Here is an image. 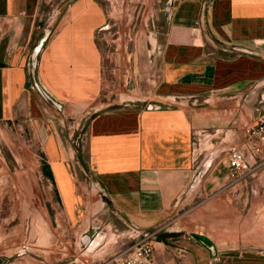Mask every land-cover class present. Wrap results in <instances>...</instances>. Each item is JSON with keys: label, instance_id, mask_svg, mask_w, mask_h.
<instances>
[{"label": "crops", "instance_id": "0c3cea01", "mask_svg": "<svg viewBox=\"0 0 264 264\" xmlns=\"http://www.w3.org/2000/svg\"><path fill=\"white\" fill-rule=\"evenodd\" d=\"M41 2L0 0V125L27 116L41 139L29 202L46 215L47 205L60 208L65 226L81 231L88 262L111 251L101 243L107 230L90 231L83 209L89 198L101 207L103 195L117 221L111 232L123 225L143 232L187 205L188 240L181 228L156 237L153 264H264V171L252 160L238 178L229 167L240 132L264 114V0H167L148 39L149 96L130 108L102 98L98 35L108 16L101 0H66L59 16L46 19L48 38L33 67ZM148 101L160 107L147 109ZM67 113L77 122L90 114L82 166L71 144L75 127L66 136L54 124ZM1 185L0 204L8 193Z\"/></svg>", "mask_w": 264, "mask_h": 264}, {"label": "rangeland", "instance_id": "374dc122", "mask_svg": "<svg viewBox=\"0 0 264 264\" xmlns=\"http://www.w3.org/2000/svg\"><path fill=\"white\" fill-rule=\"evenodd\" d=\"M101 1L108 16L106 30L100 31L98 35L106 78L102 98L109 101V106L114 108H130L144 104L152 87L147 76L151 64L148 61V53L151 51L148 39L155 34L151 25L155 26L157 22H162L164 4L167 0ZM65 3L66 0H42L41 20H38L40 28L35 43L43 35L44 28L48 29L45 27L46 21L52 15L59 16ZM135 52L139 55L137 61ZM61 116L62 120L53 119L54 124L59 120L60 126L57 125V128L62 129L66 136L70 134V128L75 127L71 135V144L78 149L77 159L82 166L85 163L80 152L90 114L84 115L78 122L74 114L67 113L64 117L62 114ZM40 144V136L27 116H16L11 122L0 125V183L8 191L0 204V256L9 258L6 264H80L81 260H87L86 264L93 263L95 261L88 262L90 257L87 253H82L81 231L76 227L65 226L59 207L56 210L47 205L46 215L40 210L39 205L29 202L34 198L32 180L34 178L35 181L34 175L40 164L35 155L39 154ZM83 191L86 192L87 200L93 192V187L88 185ZM94 195L97 197L98 193ZM14 197L18 203H13ZM101 198L104 201L101 207L94 199L89 198L83 209L86 208L90 215V223L94 226L90 231L104 229L108 232L101 240V243L106 241L111 250L103 257L106 258L131 245L136 232L134 227L131 229L125 225L121 227L117 225L119 231L111 232L110 224H117L113 214L114 208L103 195ZM187 208L185 205L180 210L175 209L167 221L144 231H156L158 237L164 233L173 235L174 230L181 228L182 231L177 234H186L185 240H188V228L183 229L186 226L181 217L187 214ZM96 217L98 219H95ZM128 231L133 236H129ZM166 240L171 244L172 241L178 240V236L168 237Z\"/></svg>", "mask_w": 264, "mask_h": 264}, {"label": "built area", "instance_id": "2783aa9c", "mask_svg": "<svg viewBox=\"0 0 264 264\" xmlns=\"http://www.w3.org/2000/svg\"><path fill=\"white\" fill-rule=\"evenodd\" d=\"M239 135L240 144L232 146L229 152L231 174L238 178L243 177L254 167L264 171V114L258 116L253 123L244 126ZM252 160L256 164L250 168ZM134 232L136 234L131 245L90 264H153V240L156 238V231Z\"/></svg>", "mask_w": 264, "mask_h": 264}, {"label": "water", "instance_id": "95a60500", "mask_svg": "<svg viewBox=\"0 0 264 264\" xmlns=\"http://www.w3.org/2000/svg\"><path fill=\"white\" fill-rule=\"evenodd\" d=\"M48 38V34H44L38 41L37 43L34 45L33 47V53H32V57H33V67H36L39 61V57H40V53L43 49V46L46 42ZM43 99L51 106L55 107V108H59V103L57 101H55L48 93H46L44 90L39 89ZM160 105L158 103L155 102H149L146 105L147 109H156L159 108ZM191 237L194 238L195 240H197L198 242H200L204 247H206L208 250H213L214 249V245L212 243V241L207 238L204 235L201 234H197V233H191ZM93 238V237H92ZM9 262V258L6 256H0V264H6Z\"/></svg>", "mask_w": 264, "mask_h": 264}, {"label": "trees", "instance_id": "16d2710c", "mask_svg": "<svg viewBox=\"0 0 264 264\" xmlns=\"http://www.w3.org/2000/svg\"><path fill=\"white\" fill-rule=\"evenodd\" d=\"M42 168H43L44 172L49 174V172H47V165L45 163H43Z\"/></svg>", "mask_w": 264, "mask_h": 264}]
</instances>
